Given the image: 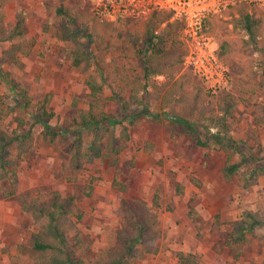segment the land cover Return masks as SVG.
I'll return each instance as SVG.
<instances>
[{"label":"rangeland","instance_id":"rangeland-1","mask_svg":"<svg viewBox=\"0 0 264 264\" xmlns=\"http://www.w3.org/2000/svg\"><path fill=\"white\" fill-rule=\"evenodd\" d=\"M61 2L94 20L87 30L99 34L92 37L91 69L103 89L100 98L93 100L94 109L102 108L114 118L122 117L125 111L118 102L105 97L135 76L137 53L145 47L144 36L151 22L150 14L139 19H104L91 11L92 4L87 0H0V127L7 131L29 129L33 135L32 147L15 167V185L11 186V180L3 181V186L13 188L14 194L0 193V264H33L34 252L28 240L35 228L25 206L38 192L50 190L75 195V205L83 213L78 221L81 243L76 248L77 257L86 261H93L102 250L119 246L115 231L120 219L114 205L120 195H125L144 199L156 214L160 230L158 251L143 255L133 264H176L179 251L195 252L205 264H264L263 230L248 232L247 241L240 247L227 242L234 221L244 210L264 215V174L243 188L239 177L248 166L245 163L235 176L224 178L221 169L227 152L196 145L180 125L171 129L166 125L171 110L161 113L160 123L145 116L134 119L131 125L125 121L127 139L120 136V126H109L113 140L121 146L116 158H95L78 171L69 168V155L59 143L41 139V125L30 126L31 111L24 109L14 93L12 77L19 79L32 103L51 94L49 107L55 113L52 124L68 126L71 117L87 108L91 100L84 76L71 66V44L58 34L60 18L54 7ZM246 9L264 15V8L258 4L238 3L220 14L209 15L204 26L211 49L223 63L225 81L221 86H210V81L184 62L180 73L191 75L193 86L186 87V93L194 86L202 88L209 117L226 115V125L241 153L234 154L233 160L254 155V165L264 166V76L254 65L255 46L244 26ZM18 15L24 18V35L7 41L1 32L13 27ZM261 20L259 30L264 31V16ZM177 40L182 43L179 47L186 49L182 31ZM13 42L21 43L27 52L19 54L17 63L1 54ZM165 81L163 75L151 77L147 97L152 104L157 103L156 95H162L158 87ZM129 93L124 92L125 99ZM226 98V105H232L230 113L218 104ZM127 109L132 111V106ZM17 117L24 119L22 126H18ZM210 124V119H205L201 125ZM108 134H101L102 148ZM93 136L90 130H84L85 139L91 141ZM177 185H182V193Z\"/></svg>","mask_w":264,"mask_h":264},{"label":"trees","instance_id":"trees-1","mask_svg":"<svg viewBox=\"0 0 264 264\" xmlns=\"http://www.w3.org/2000/svg\"><path fill=\"white\" fill-rule=\"evenodd\" d=\"M54 12L60 18L58 29L60 38L71 44L69 51L71 66L84 76L83 83L89 90L88 95L91 99L88 107L79 109L71 117L68 126L52 124L51 120L55 113L49 107L51 94L47 93L42 99L32 103L31 96L20 85L17 77H12L11 83L24 109L31 111L30 126L41 125V139L50 143H59L61 149L69 155L70 169L78 171L95 158L102 160L106 157L116 158L121 146L113 140L109 126H120V136L127 139L125 121L131 125L134 119L145 116L160 123L161 113H168L171 110L168 113L170 122L166 124L167 126L174 129L175 126L180 125L200 147L222 149L227 152L221 169L224 178L229 179L235 176L245 163H248V166L239 177L243 188L253 185L259 174H264L263 165H254L256 160L254 155L250 157L242 155L239 160H233L234 154L241 153L226 125V115L208 116L209 104L204 103L202 88L194 86L192 92H185L186 87L193 85L189 72L180 73L186 53L183 47L182 49L179 47V43L182 45L181 41L177 40L185 25L182 18L170 19L172 12L165 9L150 13L151 22L144 36L145 47L137 53L138 70L135 76L125 83H120L117 89H114L112 96L105 97L118 102L121 110L125 111L122 117L114 118L102 108L94 109L93 100L100 98L103 89L97 75L91 69L92 37L99 35L95 31L87 32L88 28L94 24L93 18H85L81 11L71 10L62 2L55 5ZM263 16L261 12L247 11V9L244 12L246 33L256 51L254 65L264 76V31L259 30ZM162 22L164 25H161ZM23 28L24 18L18 15L13 27L4 30L1 34L5 40L12 41L23 37ZM174 40L176 44L173 43ZM168 42L170 43L166 46ZM223 52L226 51L223 49ZM1 54L11 63H17L19 54L26 55L27 52L22 49L21 43L13 42L3 49ZM155 75H163L166 81L163 86L158 87L162 95H156L157 103L152 104L147 97V87L151 77ZM126 91H130L127 99L123 96ZM227 99L219 101L218 104L224 111L230 113L232 105H226ZM128 105L132 106V111H128ZM205 119H210L211 124L201 125ZM16 120L18 126H22L25 122L22 117H17ZM214 127H216L215 130H213ZM84 130H90L93 133V140L88 141L84 138ZM105 131L109 133L108 140L102 148L99 141L101 134ZM32 144L33 135L29 129L27 132L19 129L7 131L0 127V193L3 195L14 194V189H6L3 181L11 180V186L15 185L16 180L12 181L15 176V167ZM177 188L180 193L183 192L182 185H177ZM26 204L25 210L30 214L35 228L28 240L29 247L34 252L33 264H133L143 255L158 251L156 241L160 230L156 226V214L150 210L148 203L142 198L125 195L118 197L114 205V213L120 219L119 227L115 231L119 246L112 250L100 251L93 261L77 257L76 248L81 243L78 221L81 220L83 213L75 205L74 194L63 195L58 190L38 192ZM256 229L264 231V215L252 209L244 210L234 221L229 241H227L228 245L240 247L247 241V233ZM176 256V264H205L200 255L195 252L179 251Z\"/></svg>","mask_w":264,"mask_h":264},{"label":"built area","instance_id":"built-area-1","mask_svg":"<svg viewBox=\"0 0 264 264\" xmlns=\"http://www.w3.org/2000/svg\"><path fill=\"white\" fill-rule=\"evenodd\" d=\"M91 11L104 19L145 18L154 10L172 12V18H182V36L187 44L183 62L209 84L221 86L225 81L223 63L211 49V39L204 32L209 15L220 14L238 3L258 4L264 8V0H87ZM210 79L215 80L212 83Z\"/></svg>","mask_w":264,"mask_h":264}]
</instances>
